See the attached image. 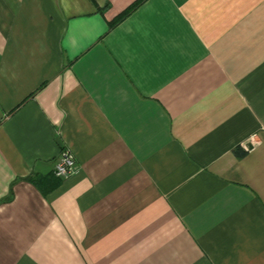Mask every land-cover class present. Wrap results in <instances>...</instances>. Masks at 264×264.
<instances>
[{"label":"crops","instance_id":"obj_1","mask_svg":"<svg viewBox=\"0 0 264 264\" xmlns=\"http://www.w3.org/2000/svg\"><path fill=\"white\" fill-rule=\"evenodd\" d=\"M136 1L0 0V264H264V0Z\"/></svg>","mask_w":264,"mask_h":264},{"label":"built area","instance_id":"obj_2","mask_svg":"<svg viewBox=\"0 0 264 264\" xmlns=\"http://www.w3.org/2000/svg\"><path fill=\"white\" fill-rule=\"evenodd\" d=\"M76 159L70 149L62 150L60 159L54 164V174L59 178H69L77 173Z\"/></svg>","mask_w":264,"mask_h":264},{"label":"trees","instance_id":"obj_3","mask_svg":"<svg viewBox=\"0 0 264 264\" xmlns=\"http://www.w3.org/2000/svg\"><path fill=\"white\" fill-rule=\"evenodd\" d=\"M144 0H137L135 3L131 4L130 7H128L126 10H124L118 17H116L110 24L112 26L116 25L117 23L121 22L125 19L140 3H142Z\"/></svg>","mask_w":264,"mask_h":264}]
</instances>
